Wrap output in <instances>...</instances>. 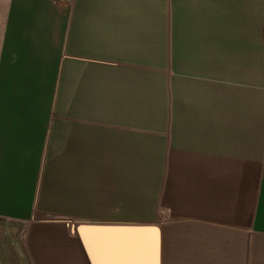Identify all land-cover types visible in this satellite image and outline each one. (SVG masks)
Listing matches in <instances>:
<instances>
[{
  "label": "crops",
  "instance_id": "1",
  "mask_svg": "<svg viewBox=\"0 0 264 264\" xmlns=\"http://www.w3.org/2000/svg\"><path fill=\"white\" fill-rule=\"evenodd\" d=\"M67 5L0 0V264H29L25 250L18 242L13 245L10 238L18 233L19 222L29 218H66L76 220L74 224H90L84 227L81 242L75 231L72 236L67 235L65 245H48L51 253L66 257L67 264H117L124 247L132 254L139 227H145L141 234L152 242L151 226L157 227L159 264H174L169 258L173 236L182 233L195 234L200 239L198 254L186 264H250L244 257V242L242 248L240 244L235 247L229 230L235 231L238 225L247 230L250 225L245 220L250 218L264 222V112L251 97L255 93L251 63L210 68V75L221 74V78L250 84L246 92L184 78L188 73L176 70L179 75L173 77L174 130L168 151L164 148L163 169L161 162L158 167L163 152L147 140V210L145 214L127 211L123 209L117 172L108 174L101 164L91 167L76 159V154L91 155V146H46L45 140L53 130L59 132V123L50 120L48 114H41L43 92L54 88L81 90L71 84L75 73L82 75L78 69H69L65 84L60 80L63 69L59 66V51L64 40L67 43L71 21L64 20L65 36L56 35L55 40L51 35L46 37L42 27L41 16L49 14L51 21L59 23V9L65 7L66 12ZM149 43L150 57L156 59L154 36ZM69 55L67 50L68 59ZM199 70L201 73L190 74H204ZM184 85L195 89L183 90ZM70 100L75 108L74 103L79 100L73 96ZM156 118L150 123L162 121V115ZM81 125L74 128V133L88 144L91 128ZM160 168L163 202L172 217L184 218L188 226H177L152 215ZM237 219L244 221L240 224L235 222ZM263 222L257 227L261 233ZM221 231L225 242L216 258L213 255ZM33 232H38L42 247L48 240H60V236L48 235L44 230ZM261 251L258 264H264L263 244ZM43 253L49 256L47 249ZM106 260L115 263H105Z\"/></svg>",
  "mask_w": 264,
  "mask_h": 264
},
{
  "label": "rangeland",
  "instance_id": "2",
  "mask_svg": "<svg viewBox=\"0 0 264 264\" xmlns=\"http://www.w3.org/2000/svg\"><path fill=\"white\" fill-rule=\"evenodd\" d=\"M41 1L54 6L68 4L66 12L65 7L59 9V23L51 21L49 14L48 17L41 16L44 35H51L52 40L56 35L65 36L63 22L66 18L71 21L67 43L64 40L59 51V66L62 65L63 69L61 82L65 84L69 69L76 72L78 69L82 75L90 72L83 76L73 75L71 84L78 85L81 90L68 92L54 88L43 92L41 114H48L50 120L59 123V132L53 130L45 140L46 146H91V155L76 154V159L90 163L91 167L101 164L108 169V174L117 172L124 210L144 214L147 210V140L157 144L163 152L158 162V167L161 162L163 169L164 148L167 152L174 130L172 100L176 82L173 77L179 75L176 70L188 73L184 78L192 77L246 92L250 84L241 79L221 78L224 77L221 74L210 75V68L217 65L232 68L241 62H249L253 73L251 86L255 92L251 97L257 100V108L264 112V0ZM153 36L158 53L156 59L150 57L149 52V40ZM197 55L200 58H196ZM54 65L55 60L50 67ZM199 68L204 74H190L194 71L201 73ZM182 89L195 88L184 85ZM71 96L79 100L74 103L75 108ZM71 108L74 110L70 111ZM157 115H162V121L150 123ZM80 124L91 128L88 144L74 133V128ZM99 150L102 152L98 153ZM162 169L153 198L152 215L160 216L162 221L175 222L177 226H188L184 218L172 217L170 208L163 202ZM74 221L29 218L19 222L18 233L10 238L13 245L18 242L25 250L29 264H67V258L61 257L60 253L59 256L48 253V245L56 248L65 245L67 235L72 236L79 224ZM243 221L235 220L240 224ZM245 221H249V228L242 230L240 225L235 226V231L229 230V238L231 234L235 247L240 244L242 248L244 242L245 259H249L250 264H258L264 232L257 227L263 221L253 218ZM34 229L60 236V240L54 243L48 240L42 247ZM222 232L213 255L216 258L225 242ZM44 248L49 256H44ZM199 248L197 235L177 234L173 236L169 258L174 264H186L189 258L198 254Z\"/></svg>",
  "mask_w": 264,
  "mask_h": 264
},
{
  "label": "water",
  "instance_id": "3",
  "mask_svg": "<svg viewBox=\"0 0 264 264\" xmlns=\"http://www.w3.org/2000/svg\"><path fill=\"white\" fill-rule=\"evenodd\" d=\"M90 225V224H89ZM85 223H79L75 229L80 242L82 238V232L84 227L89 226ZM139 235L137 245L133 248L132 254L128 253L127 248H123V253L120 259L117 260V264H159V250L157 241V227L151 226V232L153 233V240L149 242L146 236L141 234V231L145 227H139ZM105 263H115L114 260H106Z\"/></svg>",
  "mask_w": 264,
  "mask_h": 264
},
{
  "label": "flooded vegetation",
  "instance_id": "4",
  "mask_svg": "<svg viewBox=\"0 0 264 264\" xmlns=\"http://www.w3.org/2000/svg\"><path fill=\"white\" fill-rule=\"evenodd\" d=\"M48 253H51V252H48ZM49 255V254H48Z\"/></svg>",
  "mask_w": 264,
  "mask_h": 264
}]
</instances>
